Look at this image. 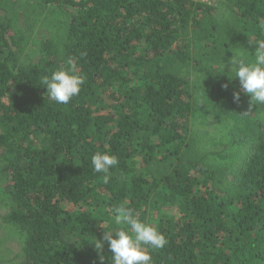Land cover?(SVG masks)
<instances>
[{
  "label": "trees",
  "instance_id": "16d2710c",
  "mask_svg": "<svg viewBox=\"0 0 264 264\" xmlns=\"http://www.w3.org/2000/svg\"><path fill=\"white\" fill-rule=\"evenodd\" d=\"M257 41L264 0H0L14 264H110L94 246L119 203L167 239L152 264H264V105L249 111L226 74ZM68 61L84 84L57 104L40 79ZM105 151L119 161L107 183L91 165Z\"/></svg>",
  "mask_w": 264,
  "mask_h": 264
},
{
  "label": "clouds",
  "instance_id": "9594fccd",
  "mask_svg": "<svg viewBox=\"0 0 264 264\" xmlns=\"http://www.w3.org/2000/svg\"><path fill=\"white\" fill-rule=\"evenodd\" d=\"M253 45L251 56L243 47L237 51L231 50L226 73L230 79L233 75L238 78L241 90L250 99L249 111L253 105H264V41H257ZM220 62V72H223L225 64L222 60ZM68 64V67L54 69L40 79L49 99L57 104H68L79 95L84 84V76L72 70L71 61ZM223 87L227 88V85ZM239 96V92L233 93L234 100L238 101ZM118 162V158L107 151L96 152L91 157L92 170L104 174L105 183L109 181L110 169ZM112 215L117 227L104 231L102 239H97L94 247L101 249L107 242L111 253L110 264H152L151 252L165 247V236L153 223L140 219L134 209L124 203L117 204L112 209ZM100 259L105 258L101 256Z\"/></svg>",
  "mask_w": 264,
  "mask_h": 264
},
{
  "label": "rangeland",
  "instance_id": "374dc122",
  "mask_svg": "<svg viewBox=\"0 0 264 264\" xmlns=\"http://www.w3.org/2000/svg\"><path fill=\"white\" fill-rule=\"evenodd\" d=\"M208 3H214L216 0H198ZM170 213V212H168ZM3 211L0 209V258L4 259L1 264H14L15 255L20 251V245L14 236L3 225L1 216ZM12 260L10 263L6 261Z\"/></svg>",
  "mask_w": 264,
  "mask_h": 264
}]
</instances>
